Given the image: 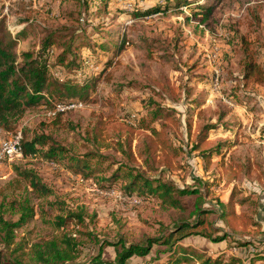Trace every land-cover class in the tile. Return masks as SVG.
<instances>
[{"label": "rangeland", "instance_id": "rangeland-1", "mask_svg": "<svg viewBox=\"0 0 264 264\" xmlns=\"http://www.w3.org/2000/svg\"><path fill=\"white\" fill-rule=\"evenodd\" d=\"M188 1L109 0L102 7V0H0V36L18 40V63H24L26 53L41 56L52 67V78L95 81L88 100L63 102H76L74 109L58 117L55 104L62 102L44 100L12 120L11 131L1 129L3 135H45L74 155L93 152L107 160L89 179L38 157L1 164L0 218L18 222L26 201L35 212L15 231L14 244H0L4 254L30 264L32 245L67 233L79 243L78 261L87 262L103 241L144 243L179 220L194 221L201 208L211 213L212 226L221 231L217 236L229 237L222 242L185 238L180 244L200 257L184 264L208 258L230 264L231 258L248 262L254 254L264 256V81L248 80L245 74L250 57L264 73V0ZM196 5H205L208 17ZM50 34L59 35L56 44L42 54V40ZM72 35L79 37L81 57L58 63ZM101 44L109 49L102 51ZM163 126L174 167L153 160L146 164V157H138L145 149L144 135ZM206 126H218L210 132L209 147L221 144L209 167L194 150ZM131 128L136 130L132 152ZM118 168L198 194L182 197V209L153 196L128 197L121 183L108 189L99 181ZM18 169L37 172L53 194L35 192ZM230 200L237 215L252 221L246 231L233 232L220 218L219 202ZM67 211L81 214L84 225L57 230L55 217ZM241 240L252 245L237 246ZM158 250L163 247L129 263L163 264L169 255L160 256ZM103 257L113 260L114 248L106 247Z\"/></svg>", "mask_w": 264, "mask_h": 264}, {"label": "trees", "instance_id": "trees-1", "mask_svg": "<svg viewBox=\"0 0 264 264\" xmlns=\"http://www.w3.org/2000/svg\"><path fill=\"white\" fill-rule=\"evenodd\" d=\"M109 0H102L101 6ZM111 1V0H110ZM188 5V0H179L178 4ZM195 3V2H193ZM191 4V3H190ZM198 13L208 17L209 12L206 6H193ZM105 9V8H104ZM154 11V10H152ZM205 19L202 20V22ZM2 21L0 22V24ZM58 34L47 35L42 40V54L50 51L56 44ZM78 36L72 35L66 42L68 45L63 56L59 58L58 63H65L68 57L74 61L79 59L76 49ZM17 39L4 40L0 36V129L11 131L12 120L21 119L26 111L35 107L40 102L47 100L56 102L65 101H86L89 98V90L95 81L86 78L82 83L76 80H58L49 75L52 68L47 60L32 58L28 53L24 54V63H18V54L16 53ZM88 43V40L86 39ZM85 43V44H87ZM97 51V46L95 45ZM102 51L109 49L106 45L98 46ZM92 48V47H89ZM120 49V48H119ZM96 53V52H94ZM60 65V64H59ZM82 66L80 67V69ZM245 74L248 80L264 81V73L258 66L253 57L245 67ZM88 80V81H87ZM52 98V99H51ZM62 113L58 114V117ZM163 115V114H161ZM154 116H160L159 112H155ZM166 120L171 121V117L164 114ZM218 126H206L202 129L195 143L194 150L200 151L207 167L212 163L213 158L221 153V144L217 147H209L211 145L209 139L210 132L217 130ZM136 130L131 128V136L129 138V150L132 152V142L135 139ZM144 150L138 153L139 158H145V163L149 164V160L158 162L159 164L174 167V156L171 155V145L168 136L163 129L153 130L152 135L145 134ZM23 157H38L42 161L54 163L72 172L74 175L81 174L83 179H89L94 173H98L102 169L104 156L98 153L89 152L78 156L72 154L67 148L57 144L52 138L45 135H34L28 137L24 134L22 139ZM130 156L133 160H137L132 153ZM109 167V166H108ZM19 175L26 180L31 188L45 196L52 195V189L47 187L41 177L32 169L19 170ZM99 181L104 188L111 189L118 183H121L123 194L128 197L133 195L148 197L153 196L160 198L163 203L175 209H182L181 198L188 195L198 194L197 190L178 189L171 184L158 178L147 177L140 171L123 170L118 168L112 172L110 176H100ZM246 203V201H244ZM221 207L220 218L233 231L246 229L252 224L251 220L245 214L237 215L234 202L230 200L227 203L219 202ZM23 210L18 222L4 221L0 218V244L4 243L7 247L14 244L15 231L28 224L34 217V209L26 201L22 204ZM210 212L201 208L197 211V218L194 221L179 220L171 228L163 230L161 236L148 238L141 244L127 245L124 241L117 243L101 242V248L96 256L91 257L87 262H79L81 255L79 251L78 241L67 233L61 236L32 245L30 253V264H130L129 261L135 256L145 258L152 248L155 246L163 247L158 250V254H168L163 264H184L195 257H200L195 250L184 247L180 243L187 237L198 235L209 239L213 242L225 241L229 235L217 236L221 231L214 228L209 220ZM72 223H76L80 228L84 225V218L81 214L67 211L66 214L56 216L53 226L57 230L65 231ZM239 247H248L252 242L241 240L235 242ZM113 247L115 258L105 259L103 257L104 249ZM158 259L154 258L153 260ZM220 259L208 258L202 264H220ZM0 264H23L19 258H11L3 253L0 248ZM150 264V262H148ZM230 264H264V256L254 254L248 262H242L240 258H231Z\"/></svg>", "mask_w": 264, "mask_h": 264}, {"label": "built area", "instance_id": "built-area-1", "mask_svg": "<svg viewBox=\"0 0 264 264\" xmlns=\"http://www.w3.org/2000/svg\"><path fill=\"white\" fill-rule=\"evenodd\" d=\"M75 107L76 102H62L55 104L57 113H62L74 109ZM22 139L23 137L21 133L5 137L0 129V165L6 162L12 163L23 158Z\"/></svg>", "mask_w": 264, "mask_h": 264}]
</instances>
